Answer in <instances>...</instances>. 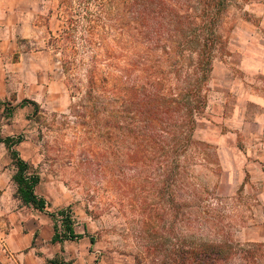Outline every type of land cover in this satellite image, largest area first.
Segmentation results:
<instances>
[{
    "label": "rangeland",
    "instance_id": "374dc122",
    "mask_svg": "<svg viewBox=\"0 0 264 264\" xmlns=\"http://www.w3.org/2000/svg\"><path fill=\"white\" fill-rule=\"evenodd\" d=\"M48 1L49 10L40 14L42 35L55 68L39 78L51 90L35 95L36 107L19 106L28 98L0 101V137L21 139L14 148L29 174L38 175L34 190L46 212L55 214L60 229L63 209L81 235L72 240L71 254L84 264H198L192 255L202 243H223L217 264H264L256 143L230 120L238 91L257 85L255 77L238 67L234 76L221 70L219 82L210 80L203 91L207 102L193 143L179 152L159 131L153 145L146 135L156 125L153 115L141 116L133 100L152 87L179 97L182 82L173 71L179 59L170 47L178 37L169 32L157 39L156 21L138 18L140 0ZM166 3L181 11L175 0ZM185 3L190 11L197 6L196 0ZM256 3L229 0L213 67L238 63L229 59V41L250 34L249 19L257 30ZM152 76L154 84L148 83ZM172 115L177 123L179 114ZM6 159L13 176L17 168L10 155Z\"/></svg>",
    "mask_w": 264,
    "mask_h": 264
},
{
    "label": "crops",
    "instance_id": "0c3cea01",
    "mask_svg": "<svg viewBox=\"0 0 264 264\" xmlns=\"http://www.w3.org/2000/svg\"><path fill=\"white\" fill-rule=\"evenodd\" d=\"M47 1L0 0V101L34 100L38 93L51 90L49 81L39 78L55 68L46 36L42 35L40 14L49 10ZM256 6L257 30L249 19L245 22L252 27L250 34L229 41V59H238V63L230 60L222 69L212 65L211 81L219 82L221 70L234 76V67L255 77L257 85L247 84L238 91L240 101L233 104L230 120L244 127L239 130L241 136L254 139L258 172L264 182V0ZM228 91L234 92L233 86L226 94ZM0 146V264H52L53 259L84 264L69 251L72 240L51 241L55 220L47 212L24 204L16 209V202L21 200L13 192L6 161L9 152L3 142Z\"/></svg>",
    "mask_w": 264,
    "mask_h": 264
},
{
    "label": "trees",
    "instance_id": "16d2710c",
    "mask_svg": "<svg viewBox=\"0 0 264 264\" xmlns=\"http://www.w3.org/2000/svg\"><path fill=\"white\" fill-rule=\"evenodd\" d=\"M175 1L180 4L181 11L179 10V12L174 11L173 7L166 3V0H140L139 3L143 4V9L140 10L138 18H142L144 22V19L151 16L156 21L153 34L157 39H160L164 33L170 36L169 32L178 37L177 40L170 41V47L179 59L175 65L176 69L173 71L182 82L180 95L175 98L172 95L162 94L155 87H152V92L148 91V94L144 93L133 101L137 106L136 108H138L137 112L141 116L153 115L154 120L150 117L153 120L151 122L156 125L154 127L149 125L150 129L146 130L147 141L154 145L157 142V133L160 131L161 136L169 139V135L171 139L175 140L172 143V145H175V150L183 152L187 146L193 143V133L197 122L203 116V109L207 102L203 91H205L211 80L213 53L222 44V37L218 33V28L223 14L228 9L229 0H196L197 6L191 11L188 7H184L187 6L185 2H188V0ZM174 15H176V21L173 23ZM167 21L168 25H166ZM171 53V50H169L167 55ZM156 70V67H154L153 71ZM151 78L154 77L148 78V83ZM152 83L154 84V82ZM26 103L37 106L34 101L29 99H23L19 106ZM173 113L180 116L177 123L172 121ZM166 114L168 116L166 122H156L161 121L160 119L156 120V116H166ZM173 127L176 128L174 132L172 131ZM161 136L160 138H163ZM176 139H179L178 145ZM20 141V138L0 137V142L4 143L17 168L12 176V180L16 184V196L22 204L46 212L45 199L39 197L34 190L39 182V177L38 175L29 174L30 167L28 163L19 156L18 151L14 148V145ZM57 213L61 215V227L59 229L56 223L54 224V234L51 241L79 238L81 235L73 231L68 215H64L65 211L62 209ZM48 214L55 219L54 213L48 212ZM224 252L223 243H202L192 256L198 264H217L222 261ZM50 263L71 264L58 259L50 260Z\"/></svg>",
    "mask_w": 264,
    "mask_h": 264
}]
</instances>
